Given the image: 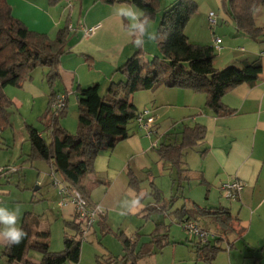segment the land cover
Returning <instances> with one entry per match:
<instances>
[{"label":"crops","instance_id":"1","mask_svg":"<svg viewBox=\"0 0 264 264\" xmlns=\"http://www.w3.org/2000/svg\"><path fill=\"white\" fill-rule=\"evenodd\" d=\"M7 1L12 14L21 21L20 17L14 13L15 7L10 4L9 0ZM35 1L45 10L50 9L49 7L46 8L47 3L45 0ZM206 1L210 4L208 8L213 10H209L207 15L205 13L203 20L208 24V15L213 13L216 21L215 26L211 27L208 24L211 37L209 38L208 33H206V41H204L205 38L200 41L197 38L203 37L204 32L196 31L191 35V33L185 31L188 40L198 45L210 44L214 48V39H219V50L216 51L217 55L213 62L214 67L221 70L242 61H259L262 66L259 79L252 86L239 85L222 98V104L231 112V114L224 116H217L205 109L203 94H195L185 90H167L166 94H163L165 92L152 90L138 92L132 96L131 102L137 114L142 110H150L151 115L154 117L153 132L150 138H147L139 130L136 122H133L127 139L118 143L112 150L102 152L96 157L93 165L95 177L89 178L87 183L89 188L87 202L91 205L100 206L103 210V216L97 219L86 240L81 242V253L77 264H99L108 257H122L124 252L122 244L118 240L119 237L128 238L132 242H135L136 239V248L147 241V236L153 231L155 223L159 221L157 219L152 220V218L159 214L151 216L150 219L144 217L146 205L150 204L147 195V193H150V189L147 190L142 187L143 180L137 173L151 171V164L153 163H157L160 171L170 170L169 166L160 161L157 150L162 144L179 142L180 134L185 126H201L205 129L203 143L195 148L199 154V162L193 163L194 158L192 159L187 153L185 163L187 170L188 168L196 170L195 178L198 179L200 185L205 186L207 193L210 192L213 186L221 188L222 184L234 180L243 184V190L235 200L240 205L236 215L231 213L229 207H218V209L228 210L233 217H236L237 223L233 226L235 233L223 235L212 221L206 217L200 216L194 221L201 229L208 232L206 227L200 226V221L204 220L206 222L208 220L207 223L213 224L215 229L219 231L218 233H212L214 237L209 239L211 244L220 248L212 264H215L217 258L223 252H226L228 264H234L233 260L236 259L237 261L238 258L233 250H236L235 247L240 243H244L247 247L256 245L260 247L261 251H264V8H259L253 17L255 27L260 31V37L254 41L242 32L237 31L234 23L226 13L223 0ZM67 6H69V9L73 7L70 1ZM128 6L132 5L127 2H116L107 5L97 0L89 7L85 19L82 20L80 17L82 16V6H80L77 13V19H73L75 12L73 14L70 12L67 16H64L61 12V15L56 16V22L49 19L50 28L48 31H42L24 23L31 31L45 34L49 39H54L58 30L66 26L69 36L66 53L60 59L58 77L52 87H47L45 83L47 69L44 68L45 73L42 74L39 83L34 80V72L31 78L23 83L19 88L22 92L21 95L18 92L7 90L8 87L4 89V94L12 101L15 109L21 110L26 103L32 102L34 105L31 112H33L35 100L38 98L44 99L46 95L45 108L47 109L51 95H63L65 97V107L63 112L57 115L59 124L68 133L72 130L77 131V121L76 127H73L72 123L69 122L70 124H68L65 120L68 110H73L76 114L77 90L97 84L100 94H105L111 83L124 80L118 69L137 51H141V48L135 47L132 42L139 35L138 31L131 29L130 22L117 13L119 8ZM54 9L57 8L54 7ZM32 22L35 23L33 20ZM89 29H93V32L86 35L85 30ZM190 31L192 30L190 29ZM140 59L145 62V59L141 56ZM154 63L157 64V60ZM38 84L41 85L38 86ZM158 93H162V98L166 97L170 100L168 103L165 102V106L158 105L160 97ZM176 110L181 113L180 116L172 117V126L163 129L161 119L164 115H175ZM34 120H41L44 124L46 123V120H43L42 117L41 119L36 117ZM44 129L45 127L42 131L37 129L43 137L46 134ZM21 140L25 141V138H21ZM5 143L6 148H9L7 147L8 143L6 141ZM15 143L14 141L12 145H15ZM152 143H156L157 147L153 148ZM23 148L24 143L22 150ZM201 152L203 155H201ZM0 153L3 156V153L7 154L8 152ZM0 164H2L1 161ZM50 172L52 174L51 168ZM128 172H131L141 181L138 193L128 187ZM188 172L185 176L189 180ZM147 173L150 176V173ZM148 178L150 181V177ZM202 182L204 183L202 184ZM52 197L56 202L57 209L60 211L59 214L64 226L65 223L72 222L76 217L73 205L68 202L66 197L59 194L56 187L53 188ZM134 201L137 203L134 204ZM183 206L185 207V205ZM185 208L187 209V207ZM194 209L191 207L187 210L192 212ZM173 211L171 209L168 214L163 215L168 216ZM25 214H30L38 219L37 232H48L47 244L49 251L57 253L63 250L64 238L63 240H51L49 229L42 226V216L33 212H25L22 217H19V227ZM169 217L181 226L173 216ZM143 220L153 222L152 229L145 235V241L142 239L144 237L142 232L144 228L148 230V224H144L145 221ZM159 222L163 223L162 221ZM71 236H77L76 232ZM77 238L79 240V235ZM228 238H231V240L229 241ZM32 241L41 242L42 240L33 238ZM224 241L227 244V249L221 245ZM174 246L175 243L170 241V245L164 249L173 247L172 253H175L177 248H174ZM5 247L6 245L0 242V248H2L0 250V264H7L6 259L2 256ZM164 249L154 255L162 254ZM240 252L242 253V251ZM193 253L196 262L207 264L197 259L195 249ZM152 256L141 259L138 264H156ZM41 258L39 252L30 250L25 260L38 264ZM152 258L153 260H151ZM181 258H183L181 253L174 255V263H179ZM223 259H226V256H223ZM247 259H249L250 264H264V255L259 254L256 256L251 253Z\"/></svg>","mask_w":264,"mask_h":264},{"label":"trees","instance_id":"2","mask_svg":"<svg viewBox=\"0 0 264 264\" xmlns=\"http://www.w3.org/2000/svg\"><path fill=\"white\" fill-rule=\"evenodd\" d=\"M54 7L62 0H45ZM111 5L127 2L147 14L150 20L160 14V24L155 36L157 50L162 61L159 63L142 62L141 51L118 69L124 80L111 83L105 92L100 94L97 84L84 89H78L77 94V131L68 133L60 126L57 115L49 107L42 115L46 120L44 133L48 141L32 126H27V137L30 146L29 162L42 161L49 164L52 174L58 175L70 190H75L88 201V180L95 177L93 165L96 157L105 151L112 150L118 143L129 137L130 125L135 122L137 112L131 102L135 93L148 92L158 87L179 89L205 97V109L217 116L229 115L231 112L222 104V98L239 85H254L262 72L259 61H242L224 69L218 70L213 62L216 58L212 46L198 45L189 42L184 34L186 25L197 10L194 0H175L169 7L160 9L159 0H98ZM259 8H264V0H225V10L238 32H242L251 40H258L260 31L255 27L254 14ZM69 32L65 26L59 29L54 39L47 35L29 30L12 14L7 0H0V132L9 126L10 110L14 106L4 94L6 87L21 88L37 68H46L45 80L50 87L58 77L61 57L66 53ZM51 110V112H50ZM53 112V113H52ZM52 113V114H51ZM205 129L201 126L184 127L180 141L174 144H162L157 150L160 161L174 171L177 192L182 183L188 181L185 174V156L204 141ZM201 155L203 153L201 152ZM3 173H9L7 167ZM17 173V171H16ZM204 182H202L203 184ZM139 181L128 172V187L135 193L140 191ZM149 197L153 202L146 205L145 218L150 219L155 214H168L174 204L171 199L167 205L160 204L159 190L150 182ZM178 224L194 222L198 217L209 218L223 235L235 233L237 223L226 209H201L195 207L188 211L184 206L169 213ZM38 219L25 214L21 225L28 236L19 246H6L2 256L7 264H33L25 260L30 250L39 252L42 256L38 264H77L81 253V241L77 236L80 224L76 217L65 226L74 230L77 236H65L62 251H49L48 232H37ZM33 238L42 240L32 241ZM124 255L108 257L99 264H138L141 259L150 257L170 245L167 226L161 222L155 223L147 241L136 248L137 240L119 237ZM215 241V240H214ZM197 259L212 264L220 248L210 241L198 240L194 245Z\"/></svg>","mask_w":264,"mask_h":264},{"label":"rangeland","instance_id":"3","mask_svg":"<svg viewBox=\"0 0 264 264\" xmlns=\"http://www.w3.org/2000/svg\"><path fill=\"white\" fill-rule=\"evenodd\" d=\"M72 4V10L69 9L67 6L68 2ZM62 0L56 6L57 9L51 7L47 4L46 8L49 7L50 9L47 11L42 6L37 4L35 0H9L10 4L15 7V15L19 16L23 23H27L30 27H35L36 29L42 31H48L50 28L49 19H52L54 22L57 21V15H61V12L64 16H67L70 12H75L73 19H77V13L79 12L80 6H82V16L81 19H85L86 13L88 12L89 7L96 2L97 0ZM197 5V10L191 16L188 24L185 27L184 34L186 33H194L196 31L204 32L203 37H199L200 41L205 38L206 41V33H208L209 38L210 35V28L209 23H205L203 20V15L206 13L208 14L209 9L208 5H210L206 0H194ZM35 2V3H34ZM174 0H159L160 9L163 12L165 7H169ZM225 4V0H223ZM169 5V6H168ZM68 7V8H66ZM213 8V7H212ZM160 14H157L156 17L151 21V28L149 29V34L153 31L155 32V36L158 32V27L160 24ZM15 17V16H14ZM35 21V23L32 22ZM33 23V24H32ZM63 24V23H62ZM26 25V24H25ZM190 29L192 31H190ZM203 29V30H202ZM30 30V29H29ZM186 31V33H185ZM187 37V36H186ZM192 37V36H191ZM192 39V38H191ZM155 40V37H154ZM191 42V41H189ZM192 43V42H191ZM194 44V43H193ZM212 46L213 45H208ZM215 50V49H214ZM141 57L145 59V62H154L157 60V63L161 62V56L157 50V46L155 41L148 40L145 45L141 47ZM217 50H215V55H217ZM224 69V68H223ZM35 73L34 80L36 83L41 81L42 76L45 73L44 68H37ZM43 74V75H42ZM32 76V77H33ZM114 81V83H117ZM47 87L49 86L47 81L45 80ZM41 84H38L40 86ZM50 88V86H49ZM7 90H11L12 92L22 94L19 88L8 87ZM49 90V89H48ZM155 90L158 92H168L167 90L172 89H165L163 87H158ZM154 90V91H155ZM176 90V89H175ZM162 93H158L159 97V106H165V102L168 103L170 100L166 97H161ZM162 98V99H161ZM168 99V100H167ZM45 100V101H44ZM47 103V95L44 99H36L34 111L31 112V109L34 103H26L24 108L21 110L15 109L13 106L10 110L9 115V126L3 129L0 132V152H8L7 154L2 153L0 156V168L7 167L9 173H1L0 174V199L2 202L0 205L6 206L10 209L15 208L17 205L21 209V215L25 212H33L39 216H42V226H45L49 229L50 232V239L54 241V239H62L65 236L73 235L74 231L66 226H64L61 216L59 214V210L57 209L56 202L53 200L52 193H53V186H52V176L50 172L49 164L42 162V161H28V155L30 152V146L28 143L27 137V129L26 127L32 125L33 127L37 128L38 130H43L44 123L41 120H34L36 117L37 119H41L42 114L45 113V105ZM170 107V106H168ZM173 116L167 115L161 119L163 129L172 126V117L180 116V112H177ZM66 122L68 124L72 123L73 127H76V114L73 110H68L67 115L65 117ZM62 119V118H61ZM181 120V119H180ZM178 120V121H180ZM70 122V123H69ZM66 124V123H65ZM74 124V125H73ZM131 128V125H130ZM75 129V128H74ZM76 130H72L70 134H75ZM21 138H25V141L21 140ZM44 139L48 141V137L44 134ZM16 142L15 145H12L14 141ZM5 141L8 143L9 148H6ZM24 143V148L22 150V146ZM155 154V153H154ZM188 155L194 158L193 163H197L199 160V154L197 153V149L188 151ZM5 160V162H4ZM199 162V161H198ZM189 172L188 175L190 179L184 183L177 192L176 183L173 181L175 180V172L172 170L164 169V171H160L159 166L157 163L151 164V171H143L137 173V175L143 180L142 187L149 190L150 184L149 182L155 185L160 191L159 195V202L160 204L167 205L171 199H174V204L172 206V210L178 209L181 206L185 205L187 209L199 207L201 209H218V207H229L231 213L236 215L240 205L238 202L232 199L225 198L220 191V188L213 186L210 192L207 193L205 186L200 185L199 181L196 177V170L192 168H188ZM17 171V173H16ZM150 176H148V173ZM150 177V181L149 178ZM55 178L57 180H61V178L56 175ZM153 197H149L148 201L150 203L153 202ZM231 205V206H230ZM228 208V209H229ZM159 220L162 221L168 227V234L171 243H175L174 248H177L175 253H172V248L169 247L164 249L162 254H157L154 257L156 264H204L202 262L195 261L194 255V245L198 241L196 237L192 234L183 230V228L177 225L171 217L164 216L163 214L153 216L152 220ZM145 221V220H143ZM158 221V222H159ZM208 221V220H207ZM203 221H200V226L206 227L209 233L219 232L215 229L213 224H209ZM144 224H148L147 228L143 230V240L145 241L146 237L150 230L153 227V222L145 221ZM180 239V240H179ZM109 240V239H107ZM113 240V239H112ZM230 241L231 238H228ZM57 242V241H56ZM115 242V241H114ZM55 243L53 242V245ZM223 248H228L227 244L224 242L221 243ZM180 246V247H178ZM236 250H233L237 256L236 259L233 260L234 264H250L249 255L252 253L256 256L264 255V251H261L260 247L258 246H249L247 247L244 243L238 244ZM2 248H0L1 250ZM175 250V249H174ZM238 251V252H237ZM242 251V253L240 252ZM240 252V254H239ZM182 254L183 258L179 263L173 261L174 255ZM223 256H226V259H223ZM183 259V260H182ZM153 260V258L151 259ZM215 264H228L226 252L222 253L216 260Z\"/></svg>","mask_w":264,"mask_h":264},{"label":"built area","instance_id":"4","mask_svg":"<svg viewBox=\"0 0 264 264\" xmlns=\"http://www.w3.org/2000/svg\"><path fill=\"white\" fill-rule=\"evenodd\" d=\"M209 25L215 26V15L210 13L208 15ZM93 29L85 30V34H91ZM214 48L219 50L218 46L220 44L219 39H214ZM65 107V97L63 95H56L50 104V109L57 113L64 110ZM140 131L143 132L145 137L150 138L153 132L154 117L151 115L150 110H142L137 114L135 120ZM153 148L157 147L156 143H152ZM9 171V170H8ZM3 173L2 168H0V174ZM52 184L59 190V194L66 197L68 202L73 205L76 213V221L80 224L79 240L81 242L85 241L90 229L93 227L98 218L103 216V210L98 205H91L87 202L85 198L81 196L77 191L70 190L65 185H63L59 180L55 178L53 174ZM221 193L227 199L237 200L239 194L243 190V184L238 181H231L221 185ZM64 204V203H62ZM60 204V205H62ZM183 230L192 234L198 240L202 242H207L211 239L213 234L201 229L194 222H186L182 226Z\"/></svg>","mask_w":264,"mask_h":264},{"label":"clouds","instance_id":"5","mask_svg":"<svg viewBox=\"0 0 264 264\" xmlns=\"http://www.w3.org/2000/svg\"><path fill=\"white\" fill-rule=\"evenodd\" d=\"M117 13L130 22L131 29L138 31L139 35L132 41L135 47L141 48L148 40L154 41L155 32L149 34L151 21L147 14L134 6L121 7ZM20 215L21 209L18 205L13 209L0 205V242L8 247L19 246L28 236V233L18 226Z\"/></svg>","mask_w":264,"mask_h":264}]
</instances>
